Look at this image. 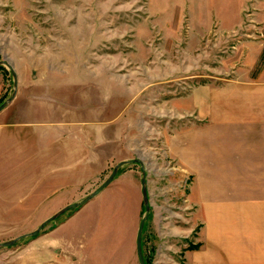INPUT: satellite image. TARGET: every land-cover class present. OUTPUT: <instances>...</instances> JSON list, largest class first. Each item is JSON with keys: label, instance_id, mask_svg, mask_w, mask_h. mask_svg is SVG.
Here are the masks:
<instances>
[{"label": "rangeland", "instance_id": "obj_1", "mask_svg": "<svg viewBox=\"0 0 264 264\" xmlns=\"http://www.w3.org/2000/svg\"><path fill=\"white\" fill-rule=\"evenodd\" d=\"M239 9L241 25L225 31L235 24ZM261 12L264 0H0V61L14 68L22 92L45 95L51 88H67L93 98L116 95L122 102L118 111L130 104L125 116L133 119L127 133L131 127L134 140L128 159L142 161L151 204L142 235L146 264L201 263L193 253L202 242L188 200L191 177L166 152L169 133L188 124L172 102L195 85L233 75L237 43L243 36L252 38L249 23L256 26L253 31L264 25ZM14 91L13 74L2 64L0 105ZM117 163L95 177L88 172L84 185L66 187L52 180L38 194L30 193L28 179L17 189L15 180L0 177V243L34 231L89 196ZM120 168L116 177L129 173L138 190L128 180L113 183L38 236L0 248V264H139L142 167ZM64 235L75 240L68 245Z\"/></svg>", "mask_w": 264, "mask_h": 264}, {"label": "crops", "instance_id": "obj_2", "mask_svg": "<svg viewBox=\"0 0 264 264\" xmlns=\"http://www.w3.org/2000/svg\"><path fill=\"white\" fill-rule=\"evenodd\" d=\"M241 10L225 31L241 25ZM253 26L249 23L252 38L237 43L231 77L195 85L172 102L188 124L169 133L166 152L191 177L188 200L202 242L193 253L200 264H264V25L256 31ZM60 89L35 95L17 86L0 112V177L15 180L14 188L22 187V179L29 180L31 194L52 180L78 187L88 172L95 177L114 161L129 160L134 139L131 127L129 135L127 130L133 119L125 115L130 104L118 111L122 102L116 95L93 98ZM117 177L109 186L128 180L138 190L129 173ZM135 204L136 219L139 195ZM63 239L69 245L75 237Z\"/></svg>", "mask_w": 264, "mask_h": 264}, {"label": "water", "instance_id": "obj_3", "mask_svg": "<svg viewBox=\"0 0 264 264\" xmlns=\"http://www.w3.org/2000/svg\"><path fill=\"white\" fill-rule=\"evenodd\" d=\"M5 65L7 66L14 77V86H15V91L12 94V96L6 100L2 105H0V112L2 110H4L6 108V106L13 100V98L15 97V93L17 91V86H18V77L17 74L14 70V68L7 62V61H0V65ZM129 163H139L142 167V179H141V190H142V198H143V202H144V206H145V214L142 217L140 224L138 226V230H137V236H136V252H137V257L139 260V264H146L145 262V258L143 256V250H142V235H143V230L145 227V223L148 219V215L149 212L151 210V204L149 201V193H148V189H147V178H146V170L145 167L142 163V161L140 159H133V160H128V161H120L119 163L116 164V166L114 167L113 171L111 172V174L109 175V177L94 191L92 192L89 196H87L86 198H84L83 200L79 201V202H75V203H71L67 206H65L63 209H61L59 212L55 213L54 215L50 216L49 218H47L44 222H42L40 224V226L38 228H36L34 231L20 235L19 237L8 241V242H3L0 243V248L2 247H10L12 245H14L17 241L27 238V237H36L39 235V233L41 232V230L49 223H51L52 221L58 219L60 216H62L63 214H65L66 212L74 209V208H79L82 207L83 205L89 203L90 201H92L95 197H97L105 188H107L111 182L114 180V178L117 175V172L119 170L120 167L129 164Z\"/></svg>", "mask_w": 264, "mask_h": 264}, {"label": "trees", "instance_id": "obj_4", "mask_svg": "<svg viewBox=\"0 0 264 264\" xmlns=\"http://www.w3.org/2000/svg\"><path fill=\"white\" fill-rule=\"evenodd\" d=\"M262 61H264V54H263V58H262Z\"/></svg>", "mask_w": 264, "mask_h": 264}]
</instances>
